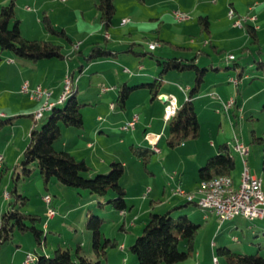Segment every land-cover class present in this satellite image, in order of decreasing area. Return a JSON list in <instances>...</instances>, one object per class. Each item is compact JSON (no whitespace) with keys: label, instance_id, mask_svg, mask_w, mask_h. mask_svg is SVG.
<instances>
[{"label":"rangeland","instance_id":"374dc122","mask_svg":"<svg viewBox=\"0 0 264 264\" xmlns=\"http://www.w3.org/2000/svg\"><path fill=\"white\" fill-rule=\"evenodd\" d=\"M8 1L0 0V5ZM233 1L236 4L237 11L229 7V0H114L116 10L112 21L113 26L117 25L119 28L117 31H113V27L110 26L109 30L106 31L112 35L111 40H105L108 37H104L105 30L101 34L93 36H87L82 32V29L93 21V17L95 22L100 21L94 0H15V16L18 20L20 19V29L28 38L49 39L61 44L62 51L65 54L69 48H74L77 41L80 42L79 46L84 54L88 53L90 46L94 42H98L100 45H107L110 48H136V50L141 51L138 55L127 52L120 53V57L116 59L118 65H115V68L120 73H122V68L124 67H129L133 71L130 68V64L125 62L128 58L134 59V66H137L139 62L145 63L146 66L142 72L149 74V76L147 75L146 78H137L140 82H151L158 75L161 67L157 66L156 57L166 58L169 54L167 52L168 48L207 49L210 56L201 55L197 61L200 66L208 68L204 76L205 81L197 93L200 99L195 102V108L200 120L199 135L193 139L185 140L183 143L190 144L189 142H196L199 144L206 142L208 144L211 139L217 145L222 141L228 140L231 143L230 146H232L235 142L234 134H236L241 141L249 145L250 153L247 156L248 166L251 174L259 176L257 174L261 171V155L264 147V141H260L264 138V113L257 111L258 113L252 114V118L251 116H247L241 119L239 118L240 113L237 112L235 116H231V112L225 110L222 104L219 103H210L208 108L202 107L203 103L207 101L215 102L214 98H217L219 102L220 99L214 92H211L214 88L220 89L222 94L225 89H228L230 92L234 90L235 97L241 102L247 95L264 86V76L261 75L264 72L256 69L254 64V59L259 56L257 48L264 49V3L261 0H256L257 4L254 3L251 5L249 3L255 0ZM192 3L195 5L191 7L190 5ZM37 7H39V10ZM176 9L188 12L190 17L186 19L176 18L173 15V11ZM229 9L233 10V16L228 15ZM44 11L50 16L57 28L65 29L71 41L63 36L51 34L44 28L41 21ZM205 13L211 15L209 18V32L201 31L200 25L196 21L199 14L204 15ZM245 16H253L254 20L244 21L241 19V25H234V23H239V18ZM123 19H128V21L123 22ZM246 22L253 26L256 24L261 26V29L258 31L256 29L257 43L251 41L246 31ZM12 25L13 21H11L9 26ZM129 30H132L134 33L128 34ZM117 35H120V41L117 40ZM169 41L171 44H169ZM150 42H156V46L158 47L151 50L148 47ZM174 45L179 46L175 47ZM1 54L0 111H4L7 115L4 117L0 116L3 119V121H0V212L8 209L10 201L19 210L38 215L39 219L36 220L35 224L38 228L43 229L44 232L39 243L32 231H19L15 229L11 238L0 246V264H33V260L29 263L24 262L27 253L32 255L37 253L51 254L58 246L63 249H69L73 254L78 243L80 244L81 252L92 261L100 257L104 264H138L136 255L129 250L128 246L141 233L144 224L141 219L147 217L148 214L140 216L134 222V225H129L130 227L128 226V216L126 218V226L129 228H127V231H124L120 226L123 221L122 213L109 203H105L109 198L114 196L112 191H109L104 197H100L84 188L66 186L55 179V177H51L45 183L39 170L35 167L34 162L28 165L31 169L29 174L22 172L19 162L22 158L23 150L20 149L21 147L24 149L28 138L26 142L21 141V139L25 137V132L28 135L29 127L34 120L27 112L16 113V105H13V103L16 104L14 101L6 103L7 98H16L17 102L19 98L27 104L28 95L20 91L19 93L16 92L15 85L18 75L15 71L9 72L4 70L3 64L6 62L19 63L23 62L24 59H18L13 56V61H8L7 59L9 56H12V53L3 50ZM229 54H233L235 58H228L227 56ZM80 61H82L85 70L80 84L83 90L80 89L81 92L77 94L79 102L83 101L82 91L87 88V94L94 92L97 95L100 92H105L102 95L104 97L103 101L93 100L91 105H83L81 108H84L83 112L84 110L87 113L97 111L102 115L101 117H106L107 105L111 101H115L116 103V86H113L115 82L111 80L110 74L104 77L101 73H97L95 70L96 64L89 61L83 55L79 56L78 53H73L71 56L66 55L62 59L54 57L42 58L34 62L29 61L31 66H20L26 71V77H35L34 81L51 84L57 81L60 68L67 63H70L71 69H74L76 74H78ZM90 65H92L91 68H89ZM155 67H157L156 70H154ZM241 71L243 74L241 77H238L237 74ZM179 72L180 76L177 77V73ZM132 74L133 72H127L124 75L130 76ZM229 75H233V78H238V85L228 80ZM193 78L194 72L192 70L178 71L171 69L163 74L164 81L162 85L164 87L169 86L172 81H176L182 87H186L193 83ZM135 80V77L128 78L130 85ZM102 88H106V90L99 92ZM206 92H211L212 94L207 95ZM141 94H145L148 100H150V94L146 89H143L142 91L132 93L126 103H138L141 101ZM261 95L263 93L257 96L259 97ZM233 96L234 93H232ZM155 101L158 102L156 99ZM38 102L34 111L41 104L40 101ZM100 102L103 104L100 105ZM262 103L259 105L258 110H261ZM116 110H122L118 102L115 105V111H108L109 113H114ZM134 110L140 111V108H135ZM50 113L51 109H46L43 117L36 120L37 125L39 126L44 123ZM229 116L232 118V121L229 120ZM7 117H11V121L6 120ZM253 127L256 129L255 134L252 133ZM61 129V136L58 139L59 141L57 140L56 147H60L63 139H67L68 136L72 135V129L77 130L78 128L62 125ZM106 134L110 135L109 138L106 137ZM129 135L130 132L121 130L114 133L111 131L105 132L103 138L99 141L100 143H97L98 147L101 145V149H97L98 157L103 158L109 163L114 155L118 154L119 157L125 156V153L121 150L116 140L125 139L124 142L127 144ZM161 135L162 139L159 148L163 150L168 149L171 156L164 158L165 161L162 163H164L165 169H162L161 163L158 161V153L160 151H154L151 154L150 159L155 161L153 170L156 174V182L158 183L162 179H165L164 183L166 184L171 175H179L176 170L169 168V163L177 162L182 166V161L185 160L187 169L184 174L190 177L193 170L197 172L198 166L192 157L188 156L186 154L187 152H184V149H178L180 144L170 147L165 141L166 131L164 132L162 130ZM254 135L262 138L256 140L253 138ZM77 137H79L78 134ZM110 138L114 141L110 140ZM78 149L75 148L73 151ZM127 150L131 156L135 154L134 156L141 159V156L133 153L131 149ZM233 154L235 168L232 172L238 178L243 166L239 154L236 151H233ZM77 155L78 157H82L83 154L79 153ZM99 158L93 159L96 165H100ZM15 163L18 164L15 165ZM136 166L139 170L138 175L144 172V175L149 176L144 171L142 160ZM92 170L90 169L85 175L92 177L98 173H107L109 167L98 172ZM12 172L14 173L13 178L11 177ZM18 174L19 177H17ZM189 180L191 181L190 178ZM14 185L16 186L17 192L26 197L24 200L14 194L9 199L4 197L5 192H10ZM166 192L168 195L160 196L162 201H165L169 196V186H167ZM44 193H49L52 196L53 200L51 204L56 211L55 218L53 219L47 217L48 205L42 198ZM172 193L175 194V190ZM174 196L175 198L180 197L177 194ZM149 199L150 197H148L147 201ZM127 201L129 203L131 202L129 197ZM135 201L138 202L139 199ZM98 202H104V204L100 206ZM180 205V207L172 210L171 213L174 217L187 214L194 222H202L195 236L192 255L185 260L171 264H214L215 256H217L219 264H229L224 256L216 253V247L220 244L227 245L230 249L237 252L247 254L258 253L264 256V220L259 218L250 220L241 215L235 218V221L227 220L221 222L218 217H215V213V215L209 214L210 211H205L208 216L205 220L202 217L204 211L198 205L196 206L192 202L186 203V201H182ZM159 210L162 211L164 208H159ZM90 213L104 219L100 226L102 238L107 237L116 241L115 245L109 244L107 246L105 257L98 256L92 248V232L86 225ZM27 222L30 223L29 220ZM45 222L47 227L43 226ZM234 222H237V228L234 226ZM125 241L127 246L122 251L120 243ZM212 241H215V246L211 245ZM195 246L199 250L198 255L195 253ZM179 248L184 249L185 245L181 243Z\"/></svg>","mask_w":264,"mask_h":264},{"label":"trees","instance_id":"16d2710c","mask_svg":"<svg viewBox=\"0 0 264 264\" xmlns=\"http://www.w3.org/2000/svg\"><path fill=\"white\" fill-rule=\"evenodd\" d=\"M94 4L99 13V20L103 29L107 31L111 26L112 18L116 10L114 0H94ZM11 21H13V25L9 26ZM41 21L49 33L63 36L71 41L65 29L57 28L45 11L43 12ZM196 21L200 25L201 31L209 32L210 20L207 15L199 14ZM245 26L251 41L257 43L255 27L248 22L245 23ZM61 46V44L49 39H30L24 37L21 33L19 20L15 16V0H9L7 3L0 5V60L2 59L1 52L3 50L10 51L18 59L32 62L42 58H62L64 53ZM174 46L178 47L177 45ZM257 51L260 57L254 59L255 68L264 72V52L260 48H257ZM118 53V50L107 47L106 45L93 43L88 53L85 54V57L88 60H92L101 57L116 56ZM156 61L161 67L158 75L151 82H142L134 85H127L126 82L121 83L118 88L116 102L122 106L129 93L141 87L146 88L151 93V98H154L158 94L161 77L165 72L171 69L178 71L192 70L194 72L193 83L188 89L186 99L177 105L175 113L167 119L165 141L168 146L174 147L183 143L185 140L193 139L199 135L200 122L194 107L193 97L200 91L205 81L204 76L208 68L200 66L196 62V54L188 58L180 56L167 58L157 57ZM58 103H54L49 108L51 109V113L44 123L38 126L36 120L33 121L29 130L28 141L22 151V158L19 162L22 172L29 174L31 169L28 165L34 162L35 167L39 170L45 183L51 177H55V179L66 186L84 188L100 197H104L109 191H112L114 196L109 198L105 203H109L120 212L130 209V206H127L125 200V188L120 182L123 174V164L120 161H110L107 173H98L90 177L85 175L90 170V167L83 158H76L67 150H56L54 148V142L61 136L62 125L76 128L83 126V117L80 108L84 103L77 100L74 86L66 98ZM235 103L236 101H234L233 105ZM261 111L264 113V101L261 106ZM10 118L7 117L6 120L11 121ZM0 121H3L1 117ZM253 138L258 140L262 137L254 135ZM130 148L138 156H141L143 166L147 169L149 158L154 150L150 146L131 145ZM233 151L232 146L227 142L219 143L217 153L209 156L198 167L197 173L199 180L212 178L219 174L230 175L235 168ZM261 170L264 184V148L262 149L261 155ZM13 174L12 172V178L14 177ZM17 177H19V174ZM8 193L10 198L13 194L23 200L26 198L17 192L15 185ZM188 202L191 201L186 200V203ZM98 204L102 206L104 202H98ZM180 206V204L175 205L163 212L153 210L148 212L141 233L128 246L129 250L136 255L138 264H171L185 260L192 255L195 236L201 224L191 220L187 214L174 217L171 213L172 210ZM88 216L86 225L92 232V248L98 256L105 257L107 246L109 244L115 245L116 241L107 237L102 238L100 226L104 221L103 218L92 213ZM38 219V215L21 211L9 201L8 209L0 212V246L11 238L15 229L19 231H32L36 240L40 243L44 231L36 226L35 222ZM28 220L30 223L27 222ZM120 226L122 227V225ZM181 243L185 245L184 249L179 248ZM216 253L224 256L229 264H264L263 255L237 252L230 249L227 245L217 246ZM215 257L217 258V256ZM33 264L104 263L100 257L92 261L81 252V247L78 243L73 254L69 249H63L60 246L56 247L51 254L37 253L33 259Z\"/></svg>","mask_w":264,"mask_h":264},{"label":"crops","instance_id":"0c3cea01","mask_svg":"<svg viewBox=\"0 0 264 264\" xmlns=\"http://www.w3.org/2000/svg\"><path fill=\"white\" fill-rule=\"evenodd\" d=\"M144 1H146V0H144ZM197 1H200V0H197ZM261 1L264 3V0H261ZM254 3L257 4L256 0L253 2L251 1V3H249V4L253 5ZM229 4H230L229 7L236 10V4L233 0H229ZM194 5L192 3L190 6L192 7ZM251 5H249V6H251ZM37 9L39 10V7H37ZM205 15H207L209 18L211 16L209 13H205ZM152 18H156V17H152ZM112 20H113V18H112ZM19 22H20V19H19ZM111 27H113V31H115V30L117 31L119 28L117 25L113 26V21L111 23ZM254 27H255V29H257V31L259 29H261V26L257 25V24ZM135 28H136V26H135ZM103 30L104 29H103L101 22L100 21L95 22V19L93 17V21L90 24H88L87 27L82 29V32L85 33L87 36H93L96 34H101ZM108 30H109V28H108ZM21 33L24 37L28 38L23 33L22 30H21ZM133 33L134 32L132 30L128 31V34H133ZM106 34L108 35V37H106ZM104 37H106L105 40H107V39L111 40L112 39V35L106 31H105ZM117 38H118L117 40L120 41V35H117ZM30 39H32V38H30ZM94 43H98V42H94ZM76 44H78L77 47L75 46ZM76 44L74 45V48H69L68 52L66 54L64 53L63 57H65L66 55L71 56V54H73V53L74 54L78 53L79 56L83 55L85 57V54L83 53L82 49L79 46L80 42L77 41ZM169 44H171L170 41H169ZM177 46H179V45H177ZM112 49L118 50L119 53L116 56L101 57V58H97V59H93V60H89V61H92L93 63L96 64L95 70L97 73H101V75L104 77L108 76V74H110L111 80L115 82V85H113V86H116V95L115 96L117 99L118 88H119L121 83L126 82L127 85H130V83L128 82V78L135 77L136 80L131 85L139 84V83H142L143 81L140 82L137 78H146V76L147 75L149 76V74L142 72V70L146 66L145 63L139 62L137 64V66H134L135 62H134L133 58H130V59L128 58L126 61L124 60L125 62L130 64V68L133 71H131L129 69V67L122 68V73L117 71L115 68V65H118V63L116 62V59H118L120 57L119 56L120 53L127 52V53H132L133 55H138L139 53H141V51L136 50V48H112ZM125 49H127V50H125ZM166 50H167V48H166ZM260 50L262 52L264 51V49H261V48H260ZM164 52H166V51H164ZM167 52L169 53L167 57L180 56L183 58H188V57L194 56L196 54V62L198 61L199 56H201V55L210 56L209 51L205 48H168ZM184 54H187V55H184ZM258 57H260V54ZM62 58H60V59H62ZM159 58H164V57H159ZM77 59H79V58L77 57ZM7 60L13 61V55L11 57L9 56ZM20 63H23V64H20ZM25 63H27V64H25ZM29 63L30 62L28 60H23V62H19V63L6 62L3 64L4 70H7L9 72L15 71V73L18 75V79H17L16 85H15L17 93H19V89H20L22 82L24 80H28L31 86H33L35 84H41L42 86L48 87L49 89H51L52 94H51L50 100L55 102L56 104H59L58 103L59 101L57 102V99H58V96L62 90L63 78L67 73H69L74 79V87L76 90V96H77V100H78L77 94H79V92H81L80 91V89H81L80 84H81L82 77H84V70H85V68L83 67L82 61H80L79 65H78V74H76L74 69H71L70 63H67L65 66L60 68V73L58 75L59 77H58L57 81H55L54 83H51V84H44L40 81H34L35 77H31V78L26 77L27 76V75H25L26 71L20 65H23V67H24V65H27L26 67H28V66H31V64H29ZM91 66L92 65H90L89 68H91ZM157 66H159V65L157 64ZM0 67H2V66H0ZM32 67H33V65H32ZM34 67L36 68V66H34ZM98 68H100V69H98ZM156 69H157V67L154 68V70H156ZM127 72H131V73L133 72V74L130 76H125L124 74H126ZM242 74L243 73L241 71V72H238L237 75H238V77H240V76H242ZM261 75L264 76V74H261ZM178 76H180V72L177 73V77ZM232 76L233 75H229L228 80H230V78ZM163 81L164 80H163V75H162L161 84H160L159 89H158V94L154 98H151V93L146 88H144V87L136 88L129 93V95L127 96V98H126V100L122 106L118 103L122 110H120V111L116 110V112H114V113H112V112L109 113L108 110L115 111V105L117 102L115 103V101L114 102L111 101L109 103V105H107L108 110L105 112L106 117H101L102 115H100L99 112H97V111H92L91 113H89V112L87 113L84 110V112H83L84 108H80L81 113H82V117H83V126L78 128L77 130L72 129V132H71L72 135L68 136L67 139H63V141L60 144V147H56V143L59 140L58 141L56 140L54 142V148L56 150H67L71 154H73L76 158H83L87 162V164L89 165L90 169L91 170L93 169L92 171L98 172V171H101V170L105 169L106 167H108V165L110 163V162L107 163L103 158L98 157V155H99L98 150L101 149V147H100L101 145L98 147L97 143L98 144L100 143L99 141H100V139L103 138V135L105 134V132L107 133V131H111L114 133V132H118L120 130L130 132V135L128 136V139H127L128 140L127 144H125V142H124L125 139L116 140L117 144L120 145L121 150L125 153V156L119 157L117 154V155H114V157H112V159H111V161L116 160V161H120L123 164V174L120 178V182L124 186L125 191H126V194H125L126 204H127V206H130V209H126L123 212H121L123 215V221L121 224L122 225L121 228L124 231L128 230L127 228L130 227L129 225H134V222L136 220H138L140 218V216H142L144 214H148V212L151 210L157 211V212H163V211H166V210L172 208L175 205L181 204L182 201H186L187 199H185L186 198L185 195H183V194L178 195L177 194L180 197L175 198V196H174L175 194L172 193V191L174 192L175 188L180 186L181 188L185 189L186 191L191 192L193 189H196L198 182H199L198 173L196 171L193 170L191 172L190 177L188 175L184 174L185 170L187 169V166H186L185 160H183L182 166H180V163H177V162H174L171 164L169 163V165H168L169 168L176 170L179 173V175H177V176L171 175L170 178H168V181L166 184L164 183L165 179H162L161 182L157 183L155 180L156 174L153 170V168H154L153 164L155 163V161H153V159H150L151 156L149 158L148 168L147 169L144 168V171L149 176L144 175V172L142 174L138 175L139 170H138V167L136 165H139V163H141V159L137 156H134L135 154L133 156H131L127 152L128 151L127 149H131L130 148L131 145L143 146V147L150 146V148L153 149L152 145H151V143H149L146 135L160 134V133H162V130H164V132L166 131L167 120L163 116L164 105H165L164 98L166 97V95L167 96L173 95L175 97L176 104L178 105L184 99H186L188 89L192 85V84H190V85H187L186 87H182L180 84H178V82L172 81V83L169 86L164 87L162 85ZM169 82H171V81H169ZM238 83H239V81H238ZM143 89H146L148 91V93L150 94V100H148V97L145 94H141L142 98H141V101H139L138 103L137 102L136 103L131 102L129 104L126 103L127 99L130 97V95L132 93H134L136 91H142ZM81 90H83V89H81ZM87 90H88V88L86 90L82 91L83 92L82 93L83 94L82 95L83 101L81 103H84L83 105H91V102L93 100H95V101L96 100H99V101L104 100V97L102 95L105 92H100V91H105L106 89L105 90H102V89L99 90V92L101 94L99 93L97 95L94 92L92 94H87ZM211 92H214V94L220 100L218 102L217 98H214L215 102L207 101V102L203 103V105H202L203 108L204 107L208 108L210 103L222 104V102L224 100H227L229 97H232V93H234L233 98L235 99L236 103L227 109L228 111L231 112V116H235L238 112V113H240L239 118H241V119L244 117H247V116H251V118H252L253 113H256L257 111L262 112L261 110H258V107L264 101V86L256 89L254 92L247 95L241 102H239L237 97H235L234 90H233V92L232 91L230 92L228 89H225L223 94H222L220 89L214 88V90H212ZM211 92H209V93L206 92V93H207V95H210V94H212ZM261 93H263V95L258 97L257 95L258 94L260 95ZM224 94H226V96H224ZM253 98H255V99H253ZM27 99H28V101L26 102L27 104H25L19 98H18V102L16 101V98H14V99L7 98L6 103L14 101L16 103V104L13 103V105H16V110H15L16 113L27 112L30 115L34 112V110L36 109L39 102L34 101L33 99H30L29 97ZM155 99L158 100V102L155 101ZM198 99H200V97L198 96V94H195V96L193 97L194 107H195V102ZM21 103H24V104H21ZM111 103H113V107L110 106ZM102 104L103 103L100 102V105H102ZM127 104H128V106H127ZM135 108H140V111L134 110ZM195 110H196V108H195ZM135 113L138 114V120L135 123L134 128H131L128 130H126L125 128H122L123 123L125 121L131 119V117ZM196 113H197V117L199 120L197 110H196ZM6 115L7 114L4 111H0L1 117H4ZM30 116H32V115H30ZM32 118H33V116H32ZM229 120L232 121V118L230 117ZM199 122H200V120H199ZM30 127H31V125H30ZM255 132H256V129H255V127H253L252 133L255 134ZM26 133L27 132H25V134H24L25 137L23 139H21V141L23 140V142H26L28 135H29V130H28V135ZM77 134L79 135V137H77ZM234 135H236V134H234ZM109 136H110L109 134H106V137L109 138ZM161 139H162V135H161V138L159 140V144H160ZM233 139H234V136H233ZM110 140H113V139L110 138ZM260 141H264V138H262ZM222 142H227L229 145L231 144L228 142V140L222 141ZM189 143L190 144L180 143V146L178 149H184L185 150L184 152H187L186 154L188 156L192 157V159L194 160V162L196 163V165L198 167L200 165H202L209 156L217 153V146L219 144L218 143L216 145L215 141L211 140V139L209 140L208 144H206V142H201L199 144H197L196 142H189ZM22 148L23 147H21L20 150H23ZM75 148H79V149L76 151H73V150H75ZM132 152H133V150H132ZM79 153L83 154L82 157H78L77 154H79ZM249 153H250V147H249ZM158 154H159L158 161H159V163H161L160 165L162 166V169H165V165L162 162L165 161L164 158H166V157L169 158L171 156V153L168 152V149H165V150L160 149V152ZM2 158H3V156H2ZM94 158H99L98 161H99L100 165H96L93 162ZM2 162H3V159H2ZM16 164L17 163H15V165ZM242 166H243V164H242ZM249 170H250V168H249ZM230 175L233 179L234 184L235 185L238 184V182L240 181V174L238 175V178H236L234 176L233 172H231ZM257 175L263 177L262 170ZM189 178L191 179V181L189 180ZM170 179H172V180H170ZM167 186H169V190H170L169 196L166 198L165 201H162L160 196L161 195H163V196L168 195V193L166 192ZM263 187H264V184H263ZM4 197L6 199L10 198V196L6 197L5 195H4ZM128 197H129V200H131L130 203L127 201ZM148 197H150V199L147 201ZM137 199H139L138 202L135 201ZM191 202L194 205H196V203H194L193 201H191ZM159 208H164V210L160 211L161 209L159 210ZM203 211L204 212H203L202 217L206 220L208 216H207L205 211H210V210H203ZM209 214H214V212L210 211ZM55 215L49 219L55 218ZM239 216H241V215H236L235 217H233L232 219H229V220L235 221V218H237ZM127 217L129 218L128 219V221H129L128 226L129 227L126 226V222H127L126 218ZM215 217H217V216L215 215ZM145 219H146V217L141 219V220H143V223H144ZM259 219L264 220V218H259ZM224 221H227V220H224ZM224 221H222V222H224ZM201 222H198V223L201 224ZM234 226L236 228L238 227L237 222H234ZM45 227H47V225ZM234 238L236 239V237H234ZM214 244H216L215 241H212L211 245H214ZM120 245H121V247H120L121 250L124 251L126 249L127 243H126V241L121 242ZM220 245H223V244H220ZM195 250H196L195 251L196 255H198L199 250H198V248L196 249V246H195Z\"/></svg>","mask_w":264,"mask_h":264},{"label":"built area","instance_id":"2783aa9c","mask_svg":"<svg viewBox=\"0 0 264 264\" xmlns=\"http://www.w3.org/2000/svg\"><path fill=\"white\" fill-rule=\"evenodd\" d=\"M28 7V6H27ZM173 15H177V17H190L189 13L182 10H174ZM229 16H233L234 12L232 9H229L228 11ZM249 21L254 20L253 16H245L242 18H239V23H234V25H241L242 20ZM128 21V19H123V22ZM106 36H108L106 34ZM76 47L78 44L75 45ZM151 50L155 49L157 46H148ZM227 57H234L233 54H229ZM232 80H236L238 84V78L231 77ZM72 80V76L67 73L63 78V84H62V90L58 96V100L61 99L62 95L64 94L66 88L69 86L70 82ZM106 88H102V90H105ZM19 91L21 93H24L28 95L30 99L40 101L39 108L32 113L33 119L37 120L39 117L42 116L44 113V109L55 102L50 100L52 90L48 87H44L41 84H36L31 86L28 80H24L20 86ZM227 106L231 107L235 101L233 97H229L227 100ZM164 118L167 120L170 118L176 110L177 104L175 97L173 95H166L164 98ZM113 107V103L110 105ZM138 120V114L135 113L131 117V119L125 121L122 125V128H125L126 130L134 128L135 123ZM235 138H237L238 143L242 150L244 151V161H243V170H242V180H241V193L236 195V198H224V191H230L229 185L219 184V174L212 178H208L211 180V186H213V193L208 194L206 198H203L208 202V204L212 205V210L216 211V216L218 219L222 222L224 220H229L235 217L236 215H242L247 219L253 220L256 218H264V200L255 190V176L251 174L248 166V159L247 156L249 154V151L246 149V144L241 141L237 135H234ZM149 143L151 144H157L159 148V140L161 138L160 134H150L146 135ZM160 151V148H159ZM202 180V179H201ZM200 183V180L199 182ZM183 188L180 186L175 188V194L181 195ZM6 197L9 196L8 192H5L4 194ZM45 203L48 205L47 209V217L52 218L56 211L54 207L52 206V196L49 193H44L42 196ZM190 198H197L196 196L190 195ZM189 201V200H187ZM122 212V211H121ZM44 226H46V222L44 223ZM29 258H35V255H32L30 253H27L26 259ZM214 264H217L214 258Z\"/></svg>","mask_w":264,"mask_h":264},{"label":"bare ground","instance_id":"6f19581e","mask_svg":"<svg viewBox=\"0 0 264 264\" xmlns=\"http://www.w3.org/2000/svg\"><path fill=\"white\" fill-rule=\"evenodd\" d=\"M176 18L178 19H186L188 17H177V15H174ZM157 43L156 42H150L148 44V46H156ZM228 58H234V57H228ZM230 81L233 83H237L236 80H232L230 78ZM73 79L71 80L69 86L66 88L64 94L62 95L61 99L58 101H62L66 98V96L71 92V90L73 89ZM53 105V104H52ZM48 106L44 109V111L46 109L51 108V106ZM222 106L225 110H227V108H229V106H227V101H223L222 102ZM43 115V114H42ZM42 117V116H41ZM39 117V118H41ZM244 143V142H243ZM245 144V143H244ZM152 148L155 151H159V148L157 147V144H151ZM232 148L234 151H236L241 158L242 164L244 161V151L242 150V148L240 147L237 138H235V142L234 144H232ZM246 149L247 151H249L248 145L246 144ZM0 161H1V155H0ZM243 170V168H242ZM255 176V190L256 192L261 195V197L264 200V187H263V177L262 176ZM241 180H242V171L240 174V181L238 182V184H234L233 179L231 177V175L229 174H224V175H220L219 177V184H224V185H229L230 191H224V198H236V195L241 193ZM213 193V186H211V180L210 179H202L200 180V183H198L196 189L192 192H188L186 190H182L183 195H185L186 199L189 201H194L196 203V205H198L200 208H202L203 210H210L213 211L216 214L215 210H212V205L208 204V202L206 200H204L203 198H206L208 196V194H212ZM190 195L196 196L197 198H190ZM215 261L217 264H219L218 260L216 257ZM34 258H29L24 260L25 263H29L33 260Z\"/></svg>","mask_w":264,"mask_h":264}]
</instances>
